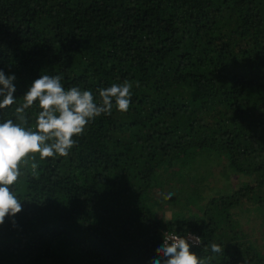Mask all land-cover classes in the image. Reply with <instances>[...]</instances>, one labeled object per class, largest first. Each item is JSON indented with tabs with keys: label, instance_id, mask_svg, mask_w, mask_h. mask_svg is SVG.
<instances>
[{
	"label": "trees",
	"instance_id": "1",
	"mask_svg": "<svg viewBox=\"0 0 264 264\" xmlns=\"http://www.w3.org/2000/svg\"><path fill=\"white\" fill-rule=\"evenodd\" d=\"M0 69V121L40 75L97 100L133 85L68 157L22 166L0 264H149L165 232L199 236L204 264H264V0H0Z\"/></svg>",
	"mask_w": 264,
	"mask_h": 264
},
{
	"label": "clouds",
	"instance_id": "2",
	"mask_svg": "<svg viewBox=\"0 0 264 264\" xmlns=\"http://www.w3.org/2000/svg\"><path fill=\"white\" fill-rule=\"evenodd\" d=\"M15 74L0 69V109L17 103ZM59 75H40L23 94V104L15 108V120L0 121V225L6 217L21 212L23 201L13 190L22 175V166L46 158L68 157L87 125L102 115H110L115 107L127 112L131 104L132 83H113L98 90L99 100L91 90L65 88ZM38 109L35 128L28 126L26 110ZM155 248L149 264H204L192 249L199 236L165 232ZM219 252L218 246H212Z\"/></svg>",
	"mask_w": 264,
	"mask_h": 264
},
{
	"label": "rangeland",
	"instance_id": "3",
	"mask_svg": "<svg viewBox=\"0 0 264 264\" xmlns=\"http://www.w3.org/2000/svg\"><path fill=\"white\" fill-rule=\"evenodd\" d=\"M218 187H222V184L220 183V184L218 185Z\"/></svg>",
	"mask_w": 264,
	"mask_h": 264
}]
</instances>
